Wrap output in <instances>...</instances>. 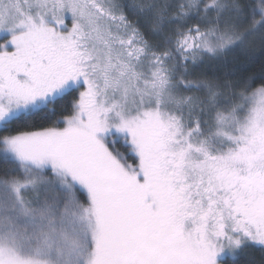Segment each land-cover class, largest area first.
Segmentation results:
<instances>
[{
    "label": "snow or ice",
    "instance_id": "6c2138e0",
    "mask_svg": "<svg viewBox=\"0 0 264 264\" xmlns=\"http://www.w3.org/2000/svg\"><path fill=\"white\" fill-rule=\"evenodd\" d=\"M0 34V264L264 251V79L197 71L264 0H0Z\"/></svg>",
    "mask_w": 264,
    "mask_h": 264
},
{
    "label": "trees",
    "instance_id": "16d2710c",
    "mask_svg": "<svg viewBox=\"0 0 264 264\" xmlns=\"http://www.w3.org/2000/svg\"><path fill=\"white\" fill-rule=\"evenodd\" d=\"M225 61L227 70L234 74V77L230 78L253 77L255 78L253 87H256L261 79H264V42L257 36L247 51L237 50L221 60H206L197 71H204L208 75H222L226 70L223 67ZM121 150L123 151L122 148ZM238 264H264V251L250 248L240 255Z\"/></svg>",
    "mask_w": 264,
    "mask_h": 264
},
{
    "label": "rangeland",
    "instance_id": "374dc122",
    "mask_svg": "<svg viewBox=\"0 0 264 264\" xmlns=\"http://www.w3.org/2000/svg\"><path fill=\"white\" fill-rule=\"evenodd\" d=\"M2 37H3V34H0V43H2V42H3V39H2Z\"/></svg>",
    "mask_w": 264,
    "mask_h": 264
}]
</instances>
